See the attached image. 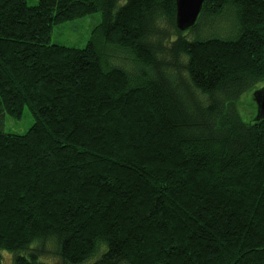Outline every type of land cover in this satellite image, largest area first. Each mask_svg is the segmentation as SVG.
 I'll use <instances>...</instances> for the list:
<instances>
[{
    "label": "trees",
    "instance_id": "16d2710c",
    "mask_svg": "<svg viewBox=\"0 0 264 264\" xmlns=\"http://www.w3.org/2000/svg\"><path fill=\"white\" fill-rule=\"evenodd\" d=\"M263 85L264 0H0V264H264Z\"/></svg>",
    "mask_w": 264,
    "mask_h": 264
},
{
    "label": "rangeland",
    "instance_id": "374dc122",
    "mask_svg": "<svg viewBox=\"0 0 264 264\" xmlns=\"http://www.w3.org/2000/svg\"><path fill=\"white\" fill-rule=\"evenodd\" d=\"M37 0H26L28 6L36 4ZM100 22L98 13L87 15L80 19L68 21L52 28L50 41L51 45L63 46L72 49H82L89 41L92 29ZM217 30L218 29H214ZM215 33V32H212ZM186 36V35H185ZM255 91L245 92L240 96L238 102L239 112L244 121L253 119L256 116V106L252 100ZM33 117L28 109H23L20 118L4 115L0 118V128L4 133L23 135L33 124ZM2 264H12L11 256L4 254ZM43 264H59L58 260L51 256L43 258Z\"/></svg>",
    "mask_w": 264,
    "mask_h": 264
},
{
    "label": "water",
    "instance_id": "95a60500",
    "mask_svg": "<svg viewBox=\"0 0 264 264\" xmlns=\"http://www.w3.org/2000/svg\"><path fill=\"white\" fill-rule=\"evenodd\" d=\"M175 1V26L184 32L194 26L202 9L204 0H174ZM256 106L255 120L264 118V85L252 95Z\"/></svg>",
    "mask_w": 264,
    "mask_h": 264
}]
</instances>
